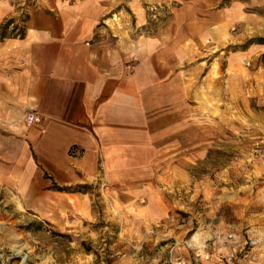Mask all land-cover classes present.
I'll return each mask as SVG.
<instances>
[{"label":"rangeland","instance_id":"1","mask_svg":"<svg viewBox=\"0 0 264 264\" xmlns=\"http://www.w3.org/2000/svg\"><path fill=\"white\" fill-rule=\"evenodd\" d=\"M52 1L13 0L0 38L22 37L29 16ZM113 7L83 42L113 49L114 65L126 72L153 64L168 87L177 77L195 84L204 104L183 124L181 117L156 122L157 161L141 171L150 179L113 189L48 182L34 202L22 193L38 189L40 172L6 159L23 139L16 129L29 124L0 117V264H264V0Z\"/></svg>","mask_w":264,"mask_h":264},{"label":"crops","instance_id":"2","mask_svg":"<svg viewBox=\"0 0 264 264\" xmlns=\"http://www.w3.org/2000/svg\"><path fill=\"white\" fill-rule=\"evenodd\" d=\"M113 3L118 0L52 1L29 16L22 37L0 38V117H41L25 131L16 129L23 139L6 152L11 164L40 172L39 190H23L26 201L46 194L48 182L60 188L92 184L113 189L150 179L141 171L157 161L151 156L156 122L181 117L182 123L187 121L182 117H197L198 103L204 104L203 89L195 84L177 77L168 87L160 77L156 81L152 63L126 72L114 65L113 49L99 51L83 42L99 18L117 7ZM12 12L13 0H0V25ZM231 80H223L228 89ZM200 262L226 264L215 258Z\"/></svg>","mask_w":264,"mask_h":264},{"label":"built area","instance_id":"3","mask_svg":"<svg viewBox=\"0 0 264 264\" xmlns=\"http://www.w3.org/2000/svg\"><path fill=\"white\" fill-rule=\"evenodd\" d=\"M25 121L29 125H33V124L37 125L41 122V117L37 114H34V113H28L25 116ZM178 264H181V263H178Z\"/></svg>","mask_w":264,"mask_h":264},{"label":"bare ground","instance_id":"4","mask_svg":"<svg viewBox=\"0 0 264 264\" xmlns=\"http://www.w3.org/2000/svg\"><path fill=\"white\" fill-rule=\"evenodd\" d=\"M192 239L195 240V241H198V240L196 239V235H194V236L192 237ZM12 250L15 252V254L22 255V257H24V255H23V253H22V251H21L22 249H20V248H18V247H13Z\"/></svg>","mask_w":264,"mask_h":264},{"label":"trees","instance_id":"5","mask_svg":"<svg viewBox=\"0 0 264 264\" xmlns=\"http://www.w3.org/2000/svg\"><path fill=\"white\" fill-rule=\"evenodd\" d=\"M64 189H58V191H63Z\"/></svg>","mask_w":264,"mask_h":264}]
</instances>
